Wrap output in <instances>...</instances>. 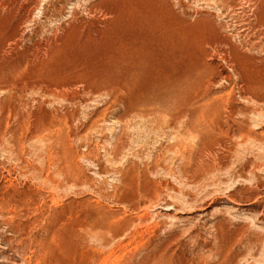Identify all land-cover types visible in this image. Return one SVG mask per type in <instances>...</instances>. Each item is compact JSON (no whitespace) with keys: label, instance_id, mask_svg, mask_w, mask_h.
I'll list each match as a JSON object with an SVG mask.
<instances>
[{"label":"rangeland","instance_id":"rangeland-1","mask_svg":"<svg viewBox=\"0 0 264 264\" xmlns=\"http://www.w3.org/2000/svg\"><path fill=\"white\" fill-rule=\"evenodd\" d=\"M0 264H264V0H0Z\"/></svg>","mask_w":264,"mask_h":264},{"label":"bare ground","instance_id":"bare-ground-1","mask_svg":"<svg viewBox=\"0 0 264 264\" xmlns=\"http://www.w3.org/2000/svg\"><path fill=\"white\" fill-rule=\"evenodd\" d=\"M12 7V6H11ZM8 8H10V7H8ZM11 10H12V8H11ZM12 12H14V11H12ZM11 14V13H10ZM258 21V20H257ZM261 26V25H260ZM153 29V28H152ZM156 29V28H155ZM146 31V30H145ZM145 31H144V33H145ZM184 32V31H183ZM141 37H143V38H145L144 37V34H143V36H141ZM164 37V36H163ZM261 37V36H260ZM147 38V37H146ZM166 38V37H165ZM189 38H190V36H189ZM163 39V38H162ZM164 40V39H163ZM166 40V39H165ZM191 42V41H190ZM175 43H176V41H175ZM164 44V43H163ZM171 44H172V42H171ZM147 45V44H146ZM160 45V44H159ZM178 46V45H177ZM148 47V46H147ZM146 47V48H147ZM145 48V49H146ZM179 48V47H178ZM181 48V47H180ZM179 48V49H180ZM148 49V48H147ZM166 49V48H165ZM175 49V48H174ZM178 50V49H177ZM180 50H182V51H176V50H165L164 52H163V58H165V61H166V63L164 64V63H162V62H159V63H157L158 65H160V63L162 64V65H164V66H161L162 68H160V66L158 67V66H156L155 68H157L158 67V69L156 70V72L157 71H159L160 69V74L158 73L157 75H155V76H153V80H158V79H162V80H164V78L166 77V76H169L168 74H167V71L169 70V68L171 69H173L175 66H176V63L175 62H173V60H175V59H177L178 57L180 58V53L178 54V52H182L181 54H183V56H186V54L188 53V51H189V46H183V48L182 49H180ZM147 50H145V52H146ZM156 54H157V52H156ZM161 54V53H160ZM189 54V53H188ZM159 56V55H158ZM162 56V55H161ZM160 57V56H159ZM162 58V57H161ZM160 58V59H161ZM162 60V59H161ZM161 60H159L158 59V61H161ZM150 67V66H149ZM160 68V69H159ZM172 69H171V71H172ZM151 70H153V68L151 69ZM169 72V71H168ZM152 75V74H151ZM159 75H161L160 77H159ZM163 76V77H162ZM171 76V75H170ZM169 76V78H171ZM165 79H168V78H165ZM169 80V79H168ZM161 81V80H160ZM157 82H159V81H157ZM122 84V83H121ZM128 86V85H127ZM127 88V87H126Z\"/></svg>","mask_w":264,"mask_h":264}]
</instances>
